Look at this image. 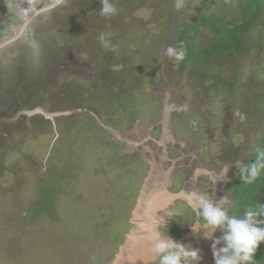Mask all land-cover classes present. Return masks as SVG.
Listing matches in <instances>:
<instances>
[{
	"label": "rangeland",
	"instance_id": "1",
	"mask_svg": "<svg viewBox=\"0 0 264 264\" xmlns=\"http://www.w3.org/2000/svg\"><path fill=\"white\" fill-rule=\"evenodd\" d=\"M200 1L115 0L110 17L99 15L100 0L66 1L38 32L46 49L37 68L20 60L23 45L31 48L34 40L0 49V59L12 57L0 61V264L131 262L147 231L153 240L158 218L146 213L161 190L169 197L157 212L168 234L175 240L188 234L179 242L193 246L195 239L208 243L202 259L214 264L211 240L189 225L200 229L202 221L184 193L227 197L231 211L226 180L264 129V40L259 51L202 62L199 72L190 62L179 74L178 27L168 32V20L191 21ZM206 5L232 21L240 17L237 4ZM6 13L1 8L0 18ZM20 20L7 23L5 36L18 31ZM252 28L245 37L256 39ZM158 34L166 47L161 41L152 47ZM91 67L98 71L90 74ZM234 71V82L222 79L232 86L203 87L211 72L231 78ZM197 73L201 83L193 88ZM151 249L138 264H157ZM255 261L264 264V256Z\"/></svg>",
	"mask_w": 264,
	"mask_h": 264
},
{
	"label": "clouds",
	"instance_id": "2",
	"mask_svg": "<svg viewBox=\"0 0 264 264\" xmlns=\"http://www.w3.org/2000/svg\"><path fill=\"white\" fill-rule=\"evenodd\" d=\"M100 4V16L110 17L117 13L115 0H100ZM262 171L264 150H257L254 160L240 167V179L251 184ZM184 200L202 221L200 229L189 224L192 230L211 240L214 264H256L257 249L264 242V203L247 207L242 215H236L229 213L227 197L215 199L207 192L192 189L184 193ZM173 214V211L166 212L171 219ZM151 250L157 264H198L202 260L199 248L192 243L179 242L168 234L163 217H158L154 226Z\"/></svg>",
	"mask_w": 264,
	"mask_h": 264
},
{
	"label": "flooded vegetation",
	"instance_id": "3",
	"mask_svg": "<svg viewBox=\"0 0 264 264\" xmlns=\"http://www.w3.org/2000/svg\"><path fill=\"white\" fill-rule=\"evenodd\" d=\"M28 1H29V3H28ZM66 1H68V2H73V0H63L61 3H63V2H66ZM17 2H21L20 3V7L18 8L17 7ZM17 3V4H16ZM41 3V0H0V9L1 8H3V10H6L7 11V13H6V17H5V20L4 19H2V18H0V37H3V36H5L6 34H7V30H6V28H11V27H8L9 25H7V23L9 22V23H12L13 21H14V19L15 18H17L18 19V16H20V21H21V23L19 24V26H18V31L14 34V35H16V34H18L19 32L21 33L15 40H13L12 42H10V43H8V44H11V43H13V42H15V41H18V40H26V42H28L29 43V40H34L35 41V46H33V47H28V46H25V45H23V48H22V52H21V56H22V58H20V60L22 61L24 58L27 60V59H31L32 60V63L36 66V68L38 67V65L41 63V58H42V56H43V53H44V49H46V44H44L43 43V41H41V39H40V35H39V33L41 32V29H44V26H46L48 23H50V22H53V21H55V20H52L53 19V16L55 17V14H53V11L55 10V9H57V7H59L60 6V4L61 3H59L57 6H55V7H51L50 9H48V10H43V11H40V12H37L35 15H33L32 16V14H34V12L38 9V8H41V7H43L45 4H41V5H39ZM22 4L26 7V5L27 4H29L30 6H32L31 4H33V5H36V7L35 6H33V8H32V10H30L28 13H24V14H21V13H19L20 11H22L21 9H23L24 7L22 6ZM38 5V6H37ZM88 5H90V3H89V1H88ZM23 7V8H22ZM27 10V9H26ZM170 11V10H169ZM173 11H176V10H173ZM177 13H179L178 11H176ZM207 13L208 14H213V13H216V12H214V11H212V12H209L208 11V8H207ZM169 14V13H168ZM216 16H223V15H221V14H218V13H216ZM175 18V17H174ZM240 18H241V16H240ZM228 21H230L229 19H227ZM174 20L173 19H170L169 18V20H168V22H169V28L167 29L168 30V32H169V30L172 28H175L176 26L178 27V30L176 31V34H175V43H177L178 45V47H179V50H177L176 51V54H177V59H178V68H179V70H178V73L179 74H181L186 68H187V65H188V63H190L191 62V64L194 66V68H195V70H196V72H199L198 70H197V67L199 66V64L200 63H202V62H206V63H208V62H211L212 60L213 61H215V60H219L220 59V57L219 56H214V57H211L210 59H207V60H200L199 62H198V64H195L194 62H192V61H189L186 65H185V68H183L182 67V54H183V51H185V49L188 47L187 46V41H188V39H185L184 37H183V33H184V31H185V28H186V26L192 21V19H191V21L190 20H185L184 21V23L183 22H181V24L179 23V24H177V25H174L172 22H173ZM182 21V20H181ZM18 22V21H17ZM240 23V20H239V22L237 23V24H239ZM7 25V26H6ZM171 25V26H170ZM203 29V31H204V37H205V41L203 42V43H201V42H198L197 41V37H196V41H195V43L197 44V45H199L200 47H202V48H205V47H208L209 46V43H210V37H211V34H210V31H208L204 26H201L199 29ZM23 29V30H22ZM22 31V32H21ZM172 31V30H171ZM6 32V33H5ZM39 32V33H38ZM199 32L200 31H198V33H197V36L199 35ZM163 33V32H162ZM162 33H160V34H162ZM243 33H245L244 31H242L241 32V39H243V44H244V46H246V41H245V37L243 36ZM150 36H152V34H149ZM168 35V34H167ZM162 36H163V34H162ZM7 37H9V36H5L4 37V39L5 38H7ZM169 36H167V38H168ZM155 38H157V40H155V41H153V45H152V47L153 48H156V44H158V43H160V41H161V36H159V34L157 35V36H155ZM159 40V41H158ZM167 40V39H166ZM2 41V40H1ZM164 42V43H163ZM27 43V44H28ZM161 43L163 44L162 46H164V47H166V41H161ZM7 44V45H8ZM30 44V43H29ZM151 45V44H150ZM155 45V46H154ZM162 49H164L163 47H162ZM24 50V51H23ZM165 50V49H164ZM27 55V57H23L24 55ZM242 54H246V51L245 52H238V51H235V53L232 55V57H238V56H240V55H242ZM226 56V55H225ZM230 55H228V57H229ZM222 57V56H221ZM7 58H11L12 59V57L11 56H1V59H0V61H2V62H4L3 60H6ZM7 61H9V62H11V60H7ZM96 62V61H95ZM223 62V61H222ZM86 64V63H85ZM208 65V64H207ZM79 67H83V65L82 64H79L78 65ZM148 69V75H149V78L151 79L152 78V76H151V69L150 68H147ZM96 71H98V70H95L93 67H91V69L90 70H88L87 69V72H90V74H92V73H94V72H96ZM201 72V71H200ZM98 73V72H97ZM101 73V72H100ZM198 74V76L196 77V78H194V80L193 81H190V86H192L193 88H197V85H199L200 83H201V81L198 79V77H199V73H197ZM221 74H224L223 76H220L219 77V73L218 72H211L210 74H208L205 78H204V80H203V87H204V84H207V82H208V86L210 87V86H213L216 90H218V89H222V87H223V85H225L224 83H222V79L223 78H226L228 81H230V79L233 81V77H234V75H235V71H234V73L232 74V77L231 78H229V75H226L225 73H221ZM201 75V74H200ZM224 76H226V77H224ZM236 76V75H235ZM84 78H86V77H84ZM235 78V77H234ZM153 79V78H152ZM214 79H215V81H214ZM139 81H144V82H147V80L143 77V78H139L138 79ZM198 80V81H197ZM200 81V82H199ZM207 81V82H206ZM234 82V81H233ZM145 84V83H144ZM233 85V83H230V82H227L226 83V85L225 86H232ZM195 90V89H194ZM196 91V90H195ZM217 92V91H216ZM226 122L228 123V120H226ZM264 128V127H263ZM263 130L261 129V131H260V133L258 134V136H257V139L255 140V142L254 143H252V146H251V148H250V150L248 151V153L243 157V159H242V164H241V166L242 165H244L245 163H246V159H249L252 155H253V153L254 152H256L257 150H258V139L260 138V136H261V132H262ZM240 166V167H241ZM240 167H239V169H238V171L236 172V174L233 176V178L232 179H229V180H226V183H225V187L227 188V190H230L231 192H232V195H233V197H232V204H231V211L229 212L230 214H234L235 213V208H236V189L234 188V187H230V185H232V184H236V182L238 181V176H239V174H240ZM262 197H264V195L262 196ZM261 201H262V198H261ZM242 213H243V211L242 212H240L239 214H237V215H242ZM190 237V236H189ZM191 238H192V236H191ZM193 238H195V237H193ZM206 241L207 242H209L208 241V239H206ZM187 243H188V240L186 241ZM201 243H202V241H201ZM200 242H198V240L197 239H195V241H194V244H195V247H197V248H199L200 250H201V252L203 251L204 253H205V256L206 257H208V252H209V250H208V243L206 244V246H204V244H201ZM204 247H205V249H204ZM207 247V248H206ZM262 249H264V242L263 243H261L260 245H259V247H258V249H257V252H256V255H261V256H264V250L263 251H261ZM261 251V252H260ZM212 254V253H211ZM203 255V253H201V256ZM207 259V258H206ZM200 262H202V264H213L212 262H210V261H205V260H201ZM256 264H258V262H256Z\"/></svg>",
	"mask_w": 264,
	"mask_h": 264
},
{
	"label": "trees",
	"instance_id": "4",
	"mask_svg": "<svg viewBox=\"0 0 264 264\" xmlns=\"http://www.w3.org/2000/svg\"><path fill=\"white\" fill-rule=\"evenodd\" d=\"M230 0H223L228 3ZM241 10V21L234 24L228 21L225 16H216V13L208 14L206 0H203L197 7L196 15L186 26L183 37L188 39L187 48L182 54V67L192 61L198 64L200 60H207L214 56L233 55L235 51L245 52L248 46H244L241 39V32L254 25L262 24L261 17L264 11V0H235ZM204 26L210 31V43L208 47L202 48L195 43L198 30ZM258 139V150H264V129ZM257 152V151H256ZM256 152L246 159V163L254 160ZM236 189V208L234 214H239L247 207H254L261 201L264 195V171L251 184L244 183L238 176L236 184L230 185ZM262 249L261 251H263ZM260 251V252H261Z\"/></svg>",
	"mask_w": 264,
	"mask_h": 264
},
{
	"label": "water",
	"instance_id": "5",
	"mask_svg": "<svg viewBox=\"0 0 264 264\" xmlns=\"http://www.w3.org/2000/svg\"><path fill=\"white\" fill-rule=\"evenodd\" d=\"M63 0H52L51 2H46L45 5L41 8H38L33 15H35L37 12H40V11H43V10H48L50 9L51 7H55L57 6L59 3H61ZM23 30V29H22ZM22 32V31H21ZM21 33L19 32L18 34L16 35H13V36H10V37H7L5 38L4 40H2L0 42V49L4 46H6L8 43L12 42L13 40H15ZM166 119L167 118H164V123H167L166 122ZM168 121V120H167ZM163 168V166H162ZM161 168V170H162ZM161 174V173H160ZM160 174L157 175V179L160 178ZM161 181V180H160ZM159 182V181H157ZM165 195V192L161 190V195H159L160 199L158 198H155L152 199L151 201V205L153 206L152 210L151 211H147L146 215H148V220H152L153 218H158V217H161L160 213L162 212H157V208L158 207H161L162 203H163V200H166L165 203L168 201V197L169 196H164ZM142 228L144 227V225L142 224L141 225ZM188 234H184L179 240L177 241H180L182 238H186ZM153 245V240L150 239V230L147 231L145 233V235H143V237L141 239L138 240V246L139 248H136V250H138L139 254H135V255H130V259H131V262L129 261V259L127 260L126 264H138V263H141L142 259H147L148 260V257L145 255L144 251L146 248H149ZM129 257V256H128Z\"/></svg>",
	"mask_w": 264,
	"mask_h": 264
},
{
	"label": "crops",
	"instance_id": "6",
	"mask_svg": "<svg viewBox=\"0 0 264 264\" xmlns=\"http://www.w3.org/2000/svg\"><path fill=\"white\" fill-rule=\"evenodd\" d=\"M201 1L199 2V4L201 3ZM221 1H222V3H223L224 6L225 5H227V6L232 5L234 7L237 4L235 7L238 9L239 14L241 16V10L238 7V3L235 4V2H231V1H229L228 3H224L223 0H221ZM214 12H216V11H214ZM263 15H264V11H263ZM239 20L241 21V18L240 17L238 18V21H232V20H230V21L233 22L234 24H237L239 22ZM261 20H262V24L252 26L254 28L250 27V28H248L247 30L244 31L247 34L248 33L247 31L252 28L254 30V33H255L254 36L256 37V39H254V38L252 39V37H250V38L245 37V33H243L244 34V37H245L244 39L246 41L245 44H246V46H248V49L246 50V54H248L252 48H257V51H259L258 50L259 49V46L262 44V42L264 40V29H263L264 28V19L261 17ZM251 41H253V43ZM157 122L155 121L154 125H152V126L154 127Z\"/></svg>",
	"mask_w": 264,
	"mask_h": 264
}]
</instances>
